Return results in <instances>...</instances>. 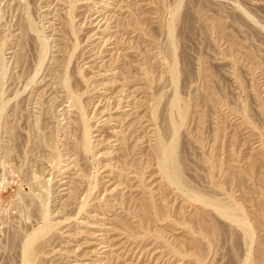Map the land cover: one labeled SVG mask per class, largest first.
Instances as JSON below:
<instances>
[{"label":"rangeland","instance_id":"374dc122","mask_svg":"<svg viewBox=\"0 0 264 264\" xmlns=\"http://www.w3.org/2000/svg\"><path fill=\"white\" fill-rule=\"evenodd\" d=\"M0 264H264V0H0Z\"/></svg>","mask_w":264,"mask_h":264},{"label":"bare ground","instance_id":"6f19581e","mask_svg":"<svg viewBox=\"0 0 264 264\" xmlns=\"http://www.w3.org/2000/svg\"><path fill=\"white\" fill-rule=\"evenodd\" d=\"M158 148L157 149H161L162 145L159 143L158 144ZM174 146V145H173ZM173 146H169L168 148L163 147L164 153H163V158L164 160L168 163L169 168H170V172H171V178L172 180L176 181V182H182V179L179 175V171H178V166L175 160V150ZM163 152V151H162ZM161 152V153H162ZM162 155V154H161ZM166 166V165H165ZM235 219V218H234ZM241 222V221H240Z\"/></svg>","mask_w":264,"mask_h":264}]
</instances>
